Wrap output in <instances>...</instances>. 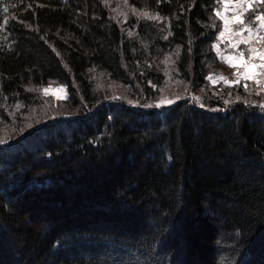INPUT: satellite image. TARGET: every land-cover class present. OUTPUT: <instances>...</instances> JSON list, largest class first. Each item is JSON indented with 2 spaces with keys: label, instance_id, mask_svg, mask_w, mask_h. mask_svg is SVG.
<instances>
[{
  "label": "trees",
  "instance_id": "16d2710c",
  "mask_svg": "<svg viewBox=\"0 0 264 264\" xmlns=\"http://www.w3.org/2000/svg\"><path fill=\"white\" fill-rule=\"evenodd\" d=\"M219 6L0 0V264H264L261 103L148 104L165 60L206 85Z\"/></svg>",
  "mask_w": 264,
  "mask_h": 264
},
{
  "label": "rangeland",
  "instance_id": "374dc122",
  "mask_svg": "<svg viewBox=\"0 0 264 264\" xmlns=\"http://www.w3.org/2000/svg\"><path fill=\"white\" fill-rule=\"evenodd\" d=\"M257 7H260L262 12H264V4H261ZM219 8H222V5L220 4ZM254 10H250L246 14V19L252 17L254 14ZM252 13V14H251ZM228 15H231V12L228 13ZM255 26V25H254ZM234 27H239L238 25ZM223 30V21L221 20V31ZM244 35H247V33H244ZM229 42L227 39L225 40H217L214 45L218 47H214V51L216 54V57L214 58V63L210 65V71L209 75L206 79V85L204 87L196 88L195 85H192L191 83H187L179 78L181 77V74L176 73L174 61L170 60L167 62V68L170 70L168 73V80L166 85L163 87L161 86L160 90L158 92H155L153 94L154 97H158L159 100H150L148 104L152 105H160L159 107H165L169 105L175 104L180 99H187L192 101L194 104H197L202 107H214V109H218V107L225 101H228V104L234 103L236 101H252V102H260L261 105L264 104V92H260L259 95H257V92L259 91L258 86L252 82L247 81L248 90L245 91L244 84L245 81L241 80L238 84H233L229 86L225 83L224 80H220V76L226 77L229 81H235L236 76L234 75L235 69L230 67L228 63L225 62V58L232 55L234 56L239 51H245V58H247V51L246 45L241 44L239 48L233 49L228 46ZM105 75H101L100 79H102L103 85H101L102 90L108 88V92L104 91L105 95L111 96L114 99H132L133 94H136L137 92H134L130 90L129 88H125L122 84L115 83L113 81L107 80L105 78ZM209 77H212L210 80ZM139 86L137 82V87ZM44 88H49L50 91L46 96L48 99L49 109L52 110L55 106V103L62 102L65 99L64 97H68V93L66 91V88L58 85L56 83H50ZM63 88V91L61 90ZM107 90V89H106ZM138 94L136 95V97ZM57 97H60V99H57ZM239 97V99H237ZM198 98V99H195ZM165 101L163 104H161V101ZM168 100H171L172 103H167ZM147 104V105H148ZM213 104V105H210Z\"/></svg>",
  "mask_w": 264,
  "mask_h": 264
},
{
  "label": "snow or ice",
  "instance_id": "6c2138e0",
  "mask_svg": "<svg viewBox=\"0 0 264 264\" xmlns=\"http://www.w3.org/2000/svg\"><path fill=\"white\" fill-rule=\"evenodd\" d=\"M127 3V0H125ZM218 3L222 5V8L215 10L214 15L223 21V30L219 31L217 39H227L228 46L237 49L241 44L246 45V51L248 53L245 58V51H239L234 56L230 55L225 58V62L236 71L235 81H229L226 77L220 76V80H224L229 86L240 83L241 80L245 81V91L248 90L247 81L254 82L260 92H264V12H256L252 17L246 19V14L250 10H254L255 7L264 4V0H218ZM8 7L3 8V12L7 13ZM231 12V15L228 13ZM140 15L157 19L156 16H149V13L142 12ZM238 25L239 27H234ZM255 25V26H254ZM247 33V35H244ZM213 47H218L214 45ZM170 59V58H169ZM167 63V60H165ZM211 80L212 77H209ZM33 89H29L32 91ZM63 91V88H61ZM36 91H39L38 89ZM49 88H44L43 92L45 95L49 93ZM67 98L66 96L64 97ZM60 99V97H57ZM198 99V98H195ZM239 99V97H237ZM165 101H161L163 104ZM167 103H172L168 100ZM227 104L228 101H225ZM152 107V105H147ZM159 107L160 105H156ZM264 108V104L261 105Z\"/></svg>",
  "mask_w": 264,
  "mask_h": 264
}]
</instances>
